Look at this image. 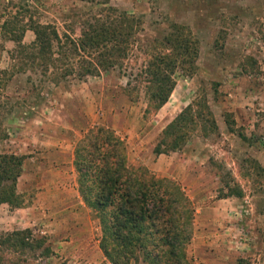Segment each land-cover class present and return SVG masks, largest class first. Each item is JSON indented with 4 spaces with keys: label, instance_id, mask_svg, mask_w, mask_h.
Returning <instances> with one entry per match:
<instances>
[{
    "label": "rangeland",
    "instance_id": "1",
    "mask_svg": "<svg viewBox=\"0 0 264 264\" xmlns=\"http://www.w3.org/2000/svg\"><path fill=\"white\" fill-rule=\"evenodd\" d=\"M105 7L133 20L130 35L116 42L126 54L77 79L66 69L94 59L63 56L61 35L77 38L87 20L111 19ZM105 7L0 0V154L23 157L14 186L21 207L0 203V234L28 229L50 249L42 256L40 248L0 244V264H110L72 163L75 144L96 125L124 140L129 168L177 183L191 202L189 264H264V0H109ZM36 25L54 30L60 48L51 35L48 51L16 48L14 39L33 40ZM179 42L192 52L187 67L176 61L172 74L163 73L174 81L168 99L142 117L148 61L179 59ZM187 106L192 122L180 129V148L154 154L165 126ZM229 186L241 196L219 198ZM136 256L128 264H148Z\"/></svg>",
    "mask_w": 264,
    "mask_h": 264
},
{
    "label": "trees",
    "instance_id": "2",
    "mask_svg": "<svg viewBox=\"0 0 264 264\" xmlns=\"http://www.w3.org/2000/svg\"><path fill=\"white\" fill-rule=\"evenodd\" d=\"M108 1L96 0V3L105 7ZM104 9L109 15L113 14L111 19L106 14L103 18L87 20L84 23L86 30L79 33L77 38L61 35L65 39L63 43L67 44L63 56L72 58L82 52L94 59V64L85 61L86 64L78 68L66 69L68 74L75 72L77 79L93 75L97 70L111 68L116 55L126 54V44L121 48L116 42L123 43L122 36L130 35L133 20L129 15L115 14L113 8ZM29 30L33 33V40L22 45L14 39L16 48L27 53L33 50L38 54L44 49L48 51L52 43L50 35L55 46L59 47L60 37L54 30L49 31L47 27L39 25ZM191 53L184 42H179L176 48L179 59L166 57L165 61V57L154 54L148 61L146 73L151 76L145 87L146 105L142 117L154 113L166 102L174 81L164 74H172L176 61L177 67L186 69L187 57ZM23 57L30 59V54ZM188 69V73H191ZM190 111V106L185 107L165 126L160 142L154 147V154H166L180 148L186 136V132L182 133L180 129L192 122ZM193 128L194 125L190 131ZM22 160L21 155L0 154V203L12 208L21 207L14 186ZM72 163L83 203L98 214V247L110 264L137 261V253L148 264H189L184 249L191 237L193 207L177 183L154 178L142 166L129 168L124 140L102 125L92 126L77 141ZM229 196L239 197L241 193L229 186L225 196L220 194L219 198ZM0 244L20 251L40 248L42 256L50 253L43 240L32 238L28 229L0 234Z\"/></svg>",
    "mask_w": 264,
    "mask_h": 264
},
{
    "label": "crops",
    "instance_id": "3",
    "mask_svg": "<svg viewBox=\"0 0 264 264\" xmlns=\"http://www.w3.org/2000/svg\"><path fill=\"white\" fill-rule=\"evenodd\" d=\"M1 206H3V204H1L0 207H1ZM31 208H32V207H31ZM31 208H30V209H31ZM0 209H1V208H0ZM26 209H28V208H26ZM19 210H20V209H16L15 211H19ZM31 211H32V209H31Z\"/></svg>",
    "mask_w": 264,
    "mask_h": 264
}]
</instances>
